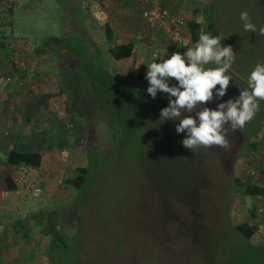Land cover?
Returning a JSON list of instances; mask_svg holds the SVG:
<instances>
[{"label":"rangeland","instance_id":"374dc122","mask_svg":"<svg viewBox=\"0 0 264 264\" xmlns=\"http://www.w3.org/2000/svg\"><path fill=\"white\" fill-rule=\"evenodd\" d=\"M63 2L67 7L59 0H30V10L21 4L18 15H24L17 29H30L32 37L38 39L39 35H66L68 30H75L73 20L78 22L84 15L102 26L109 19L104 7H81V4L70 7L72 0ZM2 5L0 11L5 12L11 4L2 2ZM174 7H187L185 14H180L185 20L194 15L200 19L204 16L207 24L212 25L209 32L222 34V45H231L236 53L226 95L215 99L214 89V99L201 107L215 109L219 103L238 97L241 89L248 90L250 73L258 63H264V36L259 35V28L264 27V0H177ZM245 11L256 25V33L244 30L240 15ZM111 12L117 15L118 11L112 7ZM144 24L141 13L133 20L119 18L113 23L114 42H138L141 55L128 75L140 85L144 81L141 75L146 77L147 66L154 61L155 48L171 47L158 30L154 32ZM32 37L26 38V45L20 42L21 38L15 41L24 56L19 66L24 61L29 71L21 70L22 76L12 74L9 81H0L2 85L9 83L7 89H10L5 100L0 95L3 108L0 107V128L8 134L5 143L11 141L8 149L17 144L24 149H39L44 154L43 163L38 168L3 167L0 172L2 177L14 174L21 181L26 209H43V213L62 211L46 228L63 225L67 235L64 233L66 237L62 234L61 238L66 247H52L54 238L46 229V233L35 234L39 241L34 244L33 255L40 260L38 264H48L51 254L58 264H264V244L256 242L259 237L255 241L239 235L227 215L236 179L242 186L250 185L249 189L256 191V183L247 170L260 163L264 139L257 138L260 141L257 151L243 144L250 143L264 123V100L259 101V111L250 122L229 132L227 150L200 146L192 151L181 143L186 133L176 132L179 121H160L161 110L169 104L168 95L158 92L153 99L146 88L136 92L124 104L125 114L121 105L116 106L118 114L110 118L118 132L113 139L118 145L120 140L122 143L114 145L116 149L110 141V126L104 112L98 115L92 143L103 154L112 150V155L102 160L100 173L88 182L91 186L78 190L68 186L67 179L76 176L77 167L85 164L86 152L84 155L80 147L47 149L46 138L34 136L35 141L29 142L25 135L28 126H33L36 133L47 128L49 134L53 123L57 121L61 125V119L66 116L65 109L53 97L48 102L50 113L36 100L38 94L59 93L65 58L54 52L45 53ZM15 58L16 61L18 57ZM12 61L6 59L0 69ZM12 68L21 74L16 66ZM82 102L79 99L78 108L87 107ZM121 124L125 126L123 130ZM35 187L42 188L38 196L33 193ZM257 198L256 193L249 194L242 205L251 209L252 223L259 231L261 227L264 230V215H258L253 208ZM63 220L65 224H61ZM46 221L47 217L42 218V224Z\"/></svg>","mask_w":264,"mask_h":264},{"label":"trees","instance_id":"16d2710c","mask_svg":"<svg viewBox=\"0 0 264 264\" xmlns=\"http://www.w3.org/2000/svg\"><path fill=\"white\" fill-rule=\"evenodd\" d=\"M112 2L113 1L110 0L107 5L111 6ZM10 4V7H8L5 12L0 11V38L2 41H6L5 38L8 35L17 32L32 37L33 34H30V29H17L20 25L19 21L22 20L24 13L22 12V16L18 15L21 13L19 10L20 8L15 7L14 3ZM163 6L166 8L168 7L166 3H164ZM106 8L111 12L112 7ZM115 8L116 11H118L117 16L115 15V17L109 18L104 26L99 25L96 20H93L92 23L90 20L92 17L84 15L83 18H79V23L77 21L75 22L71 17L75 24L73 25L75 30H68L66 35H39L38 39L32 37L42 46V50L45 53L54 52L57 55H61L63 59L65 58L64 68L60 72L59 93L46 95L38 94L36 95V100L39 105H42L43 109L45 107L47 113H50L52 109H50L51 106H49L50 104L48 102L49 98L53 97L57 100V103L60 104L61 108L65 109L66 116L61 119V125H57V121L56 123H53V127L50 129L52 131H50L49 134L47 128L43 130L39 129V132L36 133V129H34L33 126H28L25 135L29 142L35 141L34 136H42L46 138L47 145L44 146L47 149H78V147H80L79 150H81L83 154L84 151L86 152L87 155L84 154L86 159L85 164L77 167L76 176L67 179L68 186H73L78 190L83 189L85 185L91 186L88 182H92V179L95 180L97 174L100 173L102 160L112 155V150L108 154H103V150L92 143L94 141V138L92 137L96 132L95 130L100 112H104L103 114L106 116L105 118L110 126V141L112 142V147H115L114 145L118 144L113 138L118 132L116 131L117 129L114 122H112L110 118L118 114L117 107L120 108L121 105L120 109L122 110L124 104L129 102L136 92H142L145 88L147 89L150 86L144 75H141L140 77L144 80L142 81L143 85L137 84L134 77L128 75L136 66L139 59L134 51V45L132 42L123 44H117L114 42L115 27L113 23L117 20L120 14L126 15L124 8L127 9V7H114V10ZM30 9L31 8L28 7V10ZM144 10L145 9L140 12L138 11L137 14L141 13L142 18L144 19L143 21L146 22L144 25L147 26L148 23L143 15ZM193 12L195 13V9H193ZM111 15H113L112 12ZM8 18L9 20H7ZM205 21V17L203 21H198L196 15L191 19L185 20L183 33L190 39V42L198 41L201 31H211L212 25L207 24V21ZM152 28L153 27L149 29ZM172 46L173 48H176L175 45ZM188 48L189 46H186V49ZM154 61L158 62V60ZM19 68L26 72L29 71V68L23 69L20 66ZM11 76V74H7V76L4 77L12 79ZM174 83L176 82L171 81L170 86ZM0 95L4 96L2 97L4 100L8 96L6 93H0ZM79 99H83L82 104L87 107L82 106L81 108H78L77 104ZM4 103L6 104V101ZM122 113L125 114L124 109ZM57 116L55 115V120H57ZM63 122H65V124ZM263 127L264 123L257 128L258 130H256L257 132L254 137L257 136L260 129ZM122 128H125V126L121 124V129ZM29 131L31 133H28ZM10 140L11 139H9V141ZM249 142L250 143L243 142V145H246L251 151L259 150V142L257 140L253 138V140ZM119 144L120 145L118 146H121V140ZM43 156V152L39 149H24L22 146L18 147L17 144V146L14 145L11 149H6L5 162L10 165V168L15 169L22 166L38 168L43 163ZM14 179L15 178L12 174H7L4 178L9 190H15L17 187ZM252 180L258 182L257 179ZM235 183L237 185L233 188V194L228 202L227 215L230 225L245 239L255 240L258 226L252 223L253 213L251 209L243 206L242 202L246 201V197L249 194L256 193V196L259 195L261 189L256 184V191L254 188L252 190L249 189L250 185L243 184L242 186V182L239 179H236ZM61 212L49 210L43 213V209H39L38 211H28L25 217L19 218L15 221L14 226L16 228L12 236L21 235L27 239L33 233L41 234V231L46 233V229L47 234H52L54 238L51 245L52 247H66L63 238H61L62 234L63 236H65L64 233L66 234L63 225L46 228L48 225L50 226V222L55 218V215L58 213L61 214ZM44 217H47L46 224H42V218ZM61 224H65L64 220L61 221ZM14 238L16 239L17 237ZM48 264H58L57 259L54 260L52 254L49 256Z\"/></svg>","mask_w":264,"mask_h":264},{"label":"clouds","instance_id":"9594fccd","mask_svg":"<svg viewBox=\"0 0 264 264\" xmlns=\"http://www.w3.org/2000/svg\"><path fill=\"white\" fill-rule=\"evenodd\" d=\"M240 19L245 31L257 32L247 11L241 13ZM259 35L264 36V27L259 28ZM222 39V34L201 31L197 43L190 42L183 54L174 52L147 66L148 94L155 99L162 92L169 98L168 106L161 110L160 121H179L176 132L186 133L181 143L192 151L200 146L227 150L229 132L250 122L259 111V101L264 100V63H258L248 78V90L241 89L238 97L219 103L215 109L201 107L214 99V89L215 99H222L232 80L229 70L236 53L231 45L223 46ZM193 43L196 44L191 47ZM168 49L176 50L172 45ZM170 81L176 83L170 86Z\"/></svg>","mask_w":264,"mask_h":264},{"label":"crops","instance_id":"0c3cea01","mask_svg":"<svg viewBox=\"0 0 264 264\" xmlns=\"http://www.w3.org/2000/svg\"><path fill=\"white\" fill-rule=\"evenodd\" d=\"M23 1L25 3L22 2V0H15L13 2L14 6L19 7L21 4H23L26 7H30V4H31L30 0H23ZM34 1L41 2V0H34ZM109 1L110 0H107V1L105 0H72L73 4L71 5L69 4V6L78 7L79 4H81V7H104L107 12V15L105 14V16L109 18L115 17V15H111V12H109V10H107L106 7H127V9L124 8L126 15L120 14L117 20H119V18H121V20L123 19L133 20L137 17L136 13H138V11L139 12L142 11L146 7L144 0H112L113 2L111 3V6L107 5ZM176 1L177 0H166L165 3L168 6L167 8L171 12L176 13L177 15L185 14L186 12L185 10L187 7L186 8L174 7L176 6ZM2 2L7 3V1L0 0V3H1L0 10H3L4 8L2 7L3 6ZM59 3H61L63 7H67V5L65 4V2H63V0H59ZM103 18H104V13H103ZM196 19L198 21H203L204 16L201 17V19L200 17H197ZM7 20H9V18ZM144 23L146 22L144 21ZM147 26L148 28H151L149 25ZM152 30H154V32L158 30L157 32L160 33L159 35H162L163 38L166 41H168L163 34V30L159 28H152ZM8 36L5 38L6 41H2V39L0 38V67L2 64L6 62V59H9V61L10 59H13V61L12 63L7 64L8 67L3 66L0 69V73L3 71L2 77L7 76V74H11V75L13 74V75H16V77L20 75L22 76V74L26 71L22 73L21 69L18 66L19 65L18 62L24 56L20 54L19 50H21V47L18 48L19 44L15 41L16 40L18 41V39L21 38L20 42L24 45L27 41L26 38L28 39L30 38L23 34L19 36L17 33L10 34ZM129 42L133 43L134 51L136 52L138 59H139L141 52L139 53L137 49L138 42L137 41H129ZM165 48H168V47H165ZM157 50L159 49L155 48V51ZM159 51H163V50L160 49ZM16 52H17V55H16ZM15 57H18L16 61H15L16 59ZM13 66H16L19 72L21 71L20 72L21 74L16 73L15 69L12 68ZM2 84L0 85V93L9 94L10 89H7L9 83L6 85H2ZM2 97L4 96L2 95ZM0 99L2 100V98ZM0 107L2 108L1 105ZM0 121H1V117H0ZM5 131L6 130H3L2 128H0V148H4L0 150V170L1 171L3 170L2 169L3 167L10 168V165L6 164L5 162V154H6L7 145H9L11 141L9 144L5 143V140L8 138V134ZM1 142H4V143H1ZM12 147H9V148L11 149ZM12 169L16 170L15 168H12ZM12 175L15 178L14 174ZM5 176L2 177V173L0 172V230H3V232L0 231V264H38L40 260L36 259V255H33V252L35 251L34 244L37 243V241H39V240H36L35 233L31 234L29 238L27 239L21 235L12 236L16 228L14 226L15 221H17L19 218L25 217L28 211H35V210L30 209V208L26 209L25 207L27 201L25 199L26 197L22 195L23 186L21 185V181H19L18 178L14 179L17 187L15 188V190H9L6 182L4 181ZM14 237H17V238L15 239ZM255 237H259V240L257 242L264 244V230L262 227H261V230L256 232Z\"/></svg>","mask_w":264,"mask_h":264},{"label":"built area","instance_id":"2783aa9c","mask_svg":"<svg viewBox=\"0 0 264 264\" xmlns=\"http://www.w3.org/2000/svg\"><path fill=\"white\" fill-rule=\"evenodd\" d=\"M4 1H7V3H13L15 0ZM144 3L146 7L143 15L148 25L150 27L163 30V34L169 43L176 46V50H157L152 54V58L154 60H158L159 62L162 58L166 59L170 57V55L174 52H180L181 54L186 52L187 49L185 46L190 43V39L183 33L185 19L164 7L163 4L165 3V0H144ZM196 43H193L191 47H193ZM26 67L27 64L22 61L21 68L25 69ZM2 80L9 81L10 79L8 77H1L0 81ZM257 138L260 140L261 138L264 139V127L261 128L257 136L254 137V139L260 143ZM262 148L261 150L263 151V154L261 156L262 159L260 163L256 166H251L247 170V175L253 179H257L258 186L261 189V193L257 195L258 198L256 200L255 206H253L255 212L260 216L264 215V144ZM41 192L42 189L40 187H37L34 190L35 195H39Z\"/></svg>","mask_w":264,"mask_h":264}]
</instances>
